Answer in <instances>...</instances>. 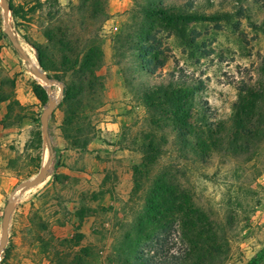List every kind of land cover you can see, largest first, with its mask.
Wrapping results in <instances>:
<instances>
[{
  "label": "rangeland",
  "instance_id": "374dc122",
  "mask_svg": "<svg viewBox=\"0 0 264 264\" xmlns=\"http://www.w3.org/2000/svg\"><path fill=\"white\" fill-rule=\"evenodd\" d=\"M9 3L28 21H16ZM78 5L81 0H0V102L9 101L0 119V264H142L133 256L150 262L185 257L194 236L216 246L209 256L213 264H264V0H105L106 20L97 14L81 31L83 39L95 32L103 53L95 108L74 126L81 135L63 126L62 82L42 84L9 38L28 48L41 69L35 46L48 60L58 55L45 36L51 22L46 17L79 30ZM147 35L156 38L165 60L155 74L142 71L152 56ZM170 73L189 77L174 87L189 96L190 121L212 122V129L228 121L235 131L234 105L250 94L243 90L263 89L260 111H251L252 120L263 123L257 139L246 151L212 150L202 160L166 124L156 128L142 96L168 86ZM50 92L55 100L46 112ZM108 122L115 123L113 142L103 137ZM146 135L158 145L152 163L143 151ZM84 136L92 137L87 147L75 148L71 139ZM93 142H103V152L87 149ZM46 150V178L12 204L15 187L41 173ZM162 173L180 185L187 205L158 225L148 224L149 238L141 240L152 247H138L133 223L147 213L150 185ZM177 218L196 227L182 230Z\"/></svg>",
  "mask_w": 264,
  "mask_h": 264
},
{
  "label": "trees",
  "instance_id": "16d2710c",
  "mask_svg": "<svg viewBox=\"0 0 264 264\" xmlns=\"http://www.w3.org/2000/svg\"><path fill=\"white\" fill-rule=\"evenodd\" d=\"M78 6L77 9L81 12L79 13L80 18L78 20V24L80 25L79 30L75 31V26L72 22L64 24L59 18V20L52 23L54 16L46 17L47 22H51L46 26L45 36L48 42L58 46L56 48L58 54L56 58H54V53H51L49 60L43 58L40 47L35 46V48L41 69L50 78L61 81L63 84V99L61 102L66 112L63 126L70 128L76 135H81L83 131L74 130V126L78 119L84 121L89 119V117L87 118L88 111L95 108L93 106V95L96 94V88L103 87L97 74V69L103 59L101 47L97 43L98 36L95 32H92L83 39L81 31L83 27H86V21L88 19L94 20L97 14L102 15V21L106 20L107 12L105 10V0H81V5ZM8 7L16 21L19 19L28 21V17L25 14H21L20 8L10 3ZM145 9L146 11L151 10L150 8ZM60 10L61 7L58 8L57 15L62 14ZM146 38L151 41L149 49L152 52V56L145 60L142 71L155 74L157 70L165 66V60L160 56L162 50H160V44L156 41V38L151 35H147ZM169 76L172 79L171 82H168V86L159 85L157 88L147 89L142 96L147 108L153 112L151 115L153 122L151 123L156 128L160 127L158 125H162L160 128H163V124H166L169 127V132L179 137L180 140H185L187 146L192 151L195 150L193 153L197 157L200 156L202 160H205L208 152L212 150L222 151L224 154H230L238 150L246 151L249 148L248 142L257 139L259 128L263 123L258 118L252 120L251 117L254 115L251 114V111H260L259 102L262 100L263 89L257 93L252 91L251 88L243 90L245 93L248 92L250 94L244 96L241 94L239 102L234 105L236 108L235 116L238 117V119L233 121L236 127L235 131H231L228 121L218 122L215 125L216 127L212 129V122L205 125H197L190 121L191 104L189 96L184 90L174 87L175 84L185 85L184 83H186L189 77L182 74L175 76L174 73H170ZM42 101L44 103L46 100ZM160 106L162 107L161 109ZM241 115L246 119L244 120ZM89 128H86V130L89 131ZM144 137L148 142L145 146L146 150L143 149V151L149 160L147 163H152V155L158 152V145L155 144V139L152 135ZM67 138L71 137L67 136ZM91 138L90 136H84L83 138L74 137L71 139L72 145L78 149H85ZM191 140L192 143L188 145V142H191ZM198 149L199 152H197ZM182 195L183 191L180 189V185L176 182L168 181L164 173L154 178L145 202L147 213L145 216L137 218L133 223L138 247H152L151 243L141 240V237L149 238V232H147L148 224L158 225L174 212H183L187 202L184 201ZM157 216H160V218H157ZM175 221L176 226L182 230L196 227L191 222H182L178 218ZM165 226L166 224H164L163 230H166L168 227V225ZM159 229L162 231V228ZM199 240V236H194L189 243L190 247L185 257L170 254L162 258H156L157 260L150 262L142 254V256L138 255L136 258L133 256V260H138L142 264H175L176 261H178V264H213V260L209 256H211L212 252L216 251V246L203 244ZM126 264L129 263L126 262Z\"/></svg>",
  "mask_w": 264,
  "mask_h": 264
},
{
  "label": "water",
  "instance_id": "95a60500",
  "mask_svg": "<svg viewBox=\"0 0 264 264\" xmlns=\"http://www.w3.org/2000/svg\"><path fill=\"white\" fill-rule=\"evenodd\" d=\"M3 1H4V0H3ZM6 10H8V7L5 5V17H4L5 25H7V23H8V16H7V14H6V12H7ZM9 38H10V40L13 42L15 49L18 50V51L20 52L22 58L25 59V60H29V57L24 53V51L22 50L21 46H20L19 44H15V40H14V38H13L12 36H9ZM31 71L34 73V75H35L37 78L42 79L43 81H47V86H48V87L53 83V80H52L49 76H47V75L45 74V72L42 71L40 68H35V67L33 66V67H31ZM50 97H51V92H50ZM53 105H54V100H53V101L51 100V104L47 107L46 112H50L51 109H52V107H53ZM45 122H46V121H45V119H44V120L42 121V127H43V131L45 132V134H47V126H46ZM49 165H50V163L46 164V165L44 166L43 172H41V173H40L39 175H37L36 177L29 178V179L24 180V181H22L21 183H19V184L15 187L13 193H15L17 190H19V189H21V188L30 187V186H32V185H35V184H38V183L42 182V181L46 178V176H47V171H48V167H49ZM10 204H11V202H9V205H10ZM9 205H8V206H9ZM5 238H6V234H4V239H3V241L5 240ZM2 246H3V243L1 242V243H0V249L2 248Z\"/></svg>",
  "mask_w": 264,
  "mask_h": 264
},
{
  "label": "bare ground",
  "instance_id": "6f19581e",
  "mask_svg": "<svg viewBox=\"0 0 264 264\" xmlns=\"http://www.w3.org/2000/svg\"><path fill=\"white\" fill-rule=\"evenodd\" d=\"M9 20L10 19L8 18V23H7V25H5L6 32H8V31L10 32ZM10 36H12L14 38L15 44H19L21 46L22 50L24 51V53L29 57V60H25L27 67L29 69H31V67H33V66L35 68H37L38 64L35 60L34 55L31 52H29L28 48H26L25 46H22L21 45L22 43H19V41L16 40V38L13 35L10 34ZM40 81L42 84L47 85V81H43L42 79H40ZM49 90H51V89H49ZM51 99H52V101L55 100V96L53 95V92L51 93ZM48 163H50V156H49L48 150H46L44 153V156H43V163H42L41 172L43 171L44 166ZM48 169H49V167H48ZM35 186H38V185H32L31 187L22 188V189H19L18 191H16L15 194L12 196V199H11L12 204L15 203L16 201H18L25 191H28L30 188L32 189Z\"/></svg>",
  "mask_w": 264,
  "mask_h": 264
},
{
  "label": "crops",
  "instance_id": "0c3cea01",
  "mask_svg": "<svg viewBox=\"0 0 264 264\" xmlns=\"http://www.w3.org/2000/svg\"><path fill=\"white\" fill-rule=\"evenodd\" d=\"M18 97L20 98V96H18ZM8 102H9L8 100H3V101L0 102V107L3 108V110H1V112H0V119L6 113L5 106H6V104ZM105 125L107 127L106 130L104 131L106 134H104L103 137L106 138L107 141L113 142L114 140L111 139L109 136L113 135L112 131H114L113 126L115 125V123L108 122ZM103 145H104L103 142H93V143L89 144L87 149H89L93 154H97L99 152H103V150L100 149V147H103ZM112 147L119 149V152H127V151H129L127 149H121L118 145H113ZM68 170H71V168L69 167ZM61 228L67 230V226H62Z\"/></svg>",
  "mask_w": 264,
  "mask_h": 264
}]
</instances>
